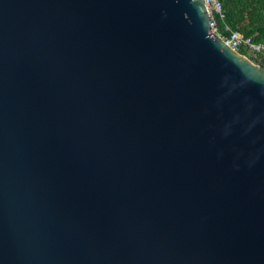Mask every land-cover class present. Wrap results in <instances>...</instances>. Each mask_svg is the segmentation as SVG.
<instances>
[{
	"label": "water",
	"instance_id": "1",
	"mask_svg": "<svg viewBox=\"0 0 264 264\" xmlns=\"http://www.w3.org/2000/svg\"><path fill=\"white\" fill-rule=\"evenodd\" d=\"M0 264H264V66L203 0H0Z\"/></svg>",
	"mask_w": 264,
	"mask_h": 264
},
{
	"label": "trees",
	"instance_id": "2",
	"mask_svg": "<svg viewBox=\"0 0 264 264\" xmlns=\"http://www.w3.org/2000/svg\"><path fill=\"white\" fill-rule=\"evenodd\" d=\"M224 17H217L218 29L224 34L227 25L251 36L256 42H264V0H220ZM264 66V59L260 62Z\"/></svg>",
	"mask_w": 264,
	"mask_h": 264
},
{
	"label": "built area",
	"instance_id": "3",
	"mask_svg": "<svg viewBox=\"0 0 264 264\" xmlns=\"http://www.w3.org/2000/svg\"><path fill=\"white\" fill-rule=\"evenodd\" d=\"M203 2L210 19L211 32L219 36L234 51L245 55L253 63L260 65V62L264 59V42H256L251 36H247L237 30H231L227 25L225 30L229 31V33L220 32L217 17H224L220 0H203Z\"/></svg>",
	"mask_w": 264,
	"mask_h": 264
}]
</instances>
